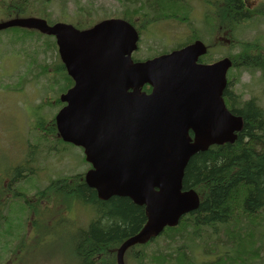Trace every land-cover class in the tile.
Segmentation results:
<instances>
[{"label":"trees","instance_id":"trees-1","mask_svg":"<svg viewBox=\"0 0 264 264\" xmlns=\"http://www.w3.org/2000/svg\"><path fill=\"white\" fill-rule=\"evenodd\" d=\"M51 3L52 0H0V12L5 19L38 16L52 24L58 18H53ZM121 3L117 17L130 21L141 34L158 22L177 20L188 24L192 33L172 49L202 39L210 47L202 62L229 57L233 66L228 72L224 97L230 110L244 119L243 129L234 143L212 145L190 158L183 189L198 192L199 207L185 215L177 226L166 227L160 235L128 249L126 263L264 264V106L259 95L245 99V90L238 93L231 88V76L237 71V75L242 71L252 76L259 74L264 87V36H243L246 24L258 20L264 23V0H207L204 14L209 30L204 33L192 22V0H121ZM72 20L83 29L101 18L95 16L93 9L79 6ZM11 29L37 33L35 38L22 37V42L30 39L36 49L51 52L55 58L49 66H44V72L54 75L49 86L57 94L55 103L51 106V101L47 100L34 112L35 128L40 133L36 141L44 143L46 136H54L56 127L54 116H46L43 109L49 105L50 108L60 107L59 94L74 81L60 59L54 37L21 27L3 31ZM144 89L149 91L150 87ZM27 172L18 167L14 179L19 184L13 190L8 185L4 194L11 197L2 201L0 194V243L8 247V257L0 264H8V260L14 258L18 262L22 254L15 255L18 251L34 249L44 243L54 232L49 227L51 220L53 225L59 224L63 232L76 226L77 220L72 223L67 217V210L73 208L87 209L91 216L87 224L76 228L68 237V250L64 252L70 257L69 264H117L118 248L148 221L144 206L129 197L99 198L97 191L86 184L84 173L57 174L45 186H39L38 177L24 175ZM37 222L41 223L38 239L27 233L30 228L35 229ZM203 252L207 257L199 259Z\"/></svg>","mask_w":264,"mask_h":264},{"label":"water","instance_id":"water-1","mask_svg":"<svg viewBox=\"0 0 264 264\" xmlns=\"http://www.w3.org/2000/svg\"><path fill=\"white\" fill-rule=\"evenodd\" d=\"M22 27L56 38L59 54L75 84L62 93L56 115L62 138L84 149L92 167L88 186L99 198L126 196L144 206L149 219L118 248L117 263L137 243L158 236L197 209L195 190H183L192 155L211 145L234 143L242 116L229 110L223 94L232 60L199 62L208 52L202 40L134 61L140 39L122 18H107L87 29L49 24L41 17H14L0 31ZM152 87L150 92L143 90Z\"/></svg>","mask_w":264,"mask_h":264},{"label":"rangeland","instance_id":"rangeland-1","mask_svg":"<svg viewBox=\"0 0 264 264\" xmlns=\"http://www.w3.org/2000/svg\"><path fill=\"white\" fill-rule=\"evenodd\" d=\"M192 1L194 13L191 16L194 27L198 28L200 33L207 32L209 27L206 24L204 14L208 8L207 0ZM249 1L257 2L258 0ZM79 6L93 9L96 17L104 19L117 17L122 3L121 0H52L50 9L54 19L58 18L60 22L73 23L72 15ZM5 18L6 16L0 12V21ZM245 26L243 36L248 38L264 36L263 22L258 20ZM143 33L139 42V49L133 55L147 58L173 48L180 41H185L192 30L188 24L174 20L153 24ZM22 37L35 38L38 35L31 31L25 32L14 29L0 31V194L2 201L11 197L9 194L4 195L9 182L3 173L7 170L8 162L12 160L10 158L11 153L13 152L17 160L21 151L20 143H23L24 140L31 143L35 142L37 135H40L35 128V108L47 100L51 101L52 106L55 103L54 97H57V94L49 86L54 76L53 73L44 72V66H49L55 58L52 57L51 52L44 53L42 49H36V46L29 42L30 39L27 42H22ZM212 44L214 46V42ZM212 54H214V48ZM217 56L219 54H216ZM237 73L234 72V76H231L233 82L231 88L238 93L245 90V99L250 98L253 94L259 95L263 101L261 104L264 106V87L259 74L252 76L245 71L240 72L239 75ZM51 106L43 109L44 114L48 117L53 116L57 111V108H50ZM23 144L25 146V142ZM55 158L56 161L52 166L55 171L52 173L42 172L38 181L39 186H45L49 179L56 177L57 174L84 173L89 168L83 150L79 146L71 145L66 155L60 153ZM73 213H75L77 224L72 227L69 236L66 234L48 236V239L40 246L18 251L15 255L19 256L22 253L18 262L14 258L8 260V264H69L67 260L70 257L64 252V250H68L67 244L70 242L68 237L75 232L76 228L87 224L86 221L91 216V212L84 208H79ZM52 228L56 231H62L58 225H54ZM7 248L3 243H0V262L8 257ZM71 249L70 247L69 253ZM202 254L199 259L207 257L206 253L203 252Z\"/></svg>","mask_w":264,"mask_h":264},{"label":"flooded vegetation","instance_id":"flooded-vegetation-1","mask_svg":"<svg viewBox=\"0 0 264 264\" xmlns=\"http://www.w3.org/2000/svg\"><path fill=\"white\" fill-rule=\"evenodd\" d=\"M56 123V122H55ZM54 127L55 124H54ZM47 132V131H45ZM35 142H27V141H23V143L25 142V146H23L24 144L21 142L19 145V148L21 149L20 154L17 156V160H16V156L13 155V152L11 153L10 158H12V160L10 162H8V166H7V170L5 173V178L6 180L9 182L10 189L13 190L15 189V187L19 184L17 182L15 178V171L18 167H22L24 169V171L28 170L27 173H24V175L26 176H30V174L37 176L38 177V181L40 180L41 174L42 172H53L55 171V169H53V164L56 161L55 157H58L60 155V153L62 155H66V153L68 152L71 144L69 142L64 141L61 137L60 134L56 131L54 136H46L44 143H42V141L37 142L36 140H34ZM23 146V148H22ZM32 147L34 149H32ZM31 150V151H30ZM30 151V153H29ZM23 152V153H21ZM15 170V171H14ZM22 175V176H24ZM23 178V177H21ZM26 179V177L24 178ZM76 209L73 208L72 210H67V217L69 218V220L74 223L76 221L75 218V213H73ZM36 215L34 213H32V219H35ZM67 218V219H68ZM89 219L86 221V223H88ZM32 224V223H31ZM30 224V225H31ZM41 223L37 222L35 229L34 227L30 228V231H28L27 233H29V235L34 238H37L38 234H40L39 229L41 228ZM64 224H61V226H63ZM54 225L52 224V220L49 223V227H53ZM59 226V224H58ZM53 229V228H52ZM72 227L69 228V230L63 232V231H55V229H53L54 232H52L53 234H66L68 235L71 231ZM38 239V238H37ZM36 240V239H35Z\"/></svg>","mask_w":264,"mask_h":264}]
</instances>
